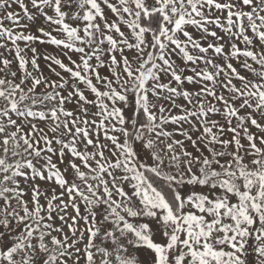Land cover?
I'll list each match as a JSON object with an SVG mask.
<instances>
[{
  "label": "snow or ice",
  "instance_id": "6c2138e0",
  "mask_svg": "<svg viewBox=\"0 0 264 264\" xmlns=\"http://www.w3.org/2000/svg\"><path fill=\"white\" fill-rule=\"evenodd\" d=\"M0 264H264V0H0Z\"/></svg>",
  "mask_w": 264,
  "mask_h": 264
}]
</instances>
